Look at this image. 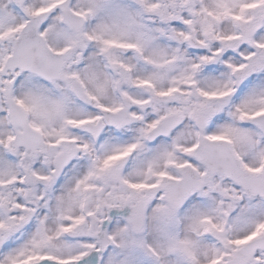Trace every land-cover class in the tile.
Returning a JSON list of instances; mask_svg holds the SVG:
<instances>
[{
  "label": "snow or ice",
  "instance_id": "obj_1",
  "mask_svg": "<svg viewBox=\"0 0 264 264\" xmlns=\"http://www.w3.org/2000/svg\"><path fill=\"white\" fill-rule=\"evenodd\" d=\"M0 264H264V0H0Z\"/></svg>",
  "mask_w": 264,
  "mask_h": 264
}]
</instances>
